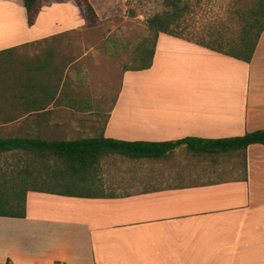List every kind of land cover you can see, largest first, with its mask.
<instances>
[{
	"label": "crops",
	"instance_id": "1",
	"mask_svg": "<svg viewBox=\"0 0 264 264\" xmlns=\"http://www.w3.org/2000/svg\"><path fill=\"white\" fill-rule=\"evenodd\" d=\"M87 2L94 21L125 17V0ZM87 20L74 0H41L28 26L22 0H0V137L164 143L264 130V31L248 63L159 33L150 67L120 72L108 38L79 36ZM94 179L97 191L26 192L24 218L0 217V264H264L263 145L108 154Z\"/></svg>",
	"mask_w": 264,
	"mask_h": 264
},
{
	"label": "trees",
	"instance_id": "2",
	"mask_svg": "<svg viewBox=\"0 0 264 264\" xmlns=\"http://www.w3.org/2000/svg\"><path fill=\"white\" fill-rule=\"evenodd\" d=\"M83 10L87 18L94 19V13L87 0H74ZM165 11L146 19V27L151 34L150 52L147 49L148 41L143 40L136 48L140 54L139 66L124 68L123 70H142L151 65L154 45L159 33L183 38L173 27L187 12V4L183 0H161ZM26 12L28 26L33 25L40 10L41 0H22ZM240 31L237 37L229 42L203 45L214 52L221 53L236 60L250 62L261 33L264 31V0H250L248 10H238ZM185 39V38H183ZM140 47V48H139ZM145 47V53L143 52ZM185 144L194 152L212 154L233 150H244L251 144L264 146V130H257L243 136L219 139L202 140L186 138L179 141L164 143L124 142L103 139L102 136L91 139L70 141H44L28 138H1L0 155L22 152L33 157L37 163L34 173L25 176H4L0 180V217H25V195L28 191L44 193L71 194L59 187L65 184L78 182L87 183L88 175H94L99 159L108 154H117L130 159L161 158L176 147ZM52 168H54L52 170ZM94 177V176H93ZM93 179V178H92ZM48 184L47 187L41 184ZM59 189V190H57ZM4 264H8V261Z\"/></svg>",
	"mask_w": 264,
	"mask_h": 264
},
{
	"label": "rangeland",
	"instance_id": "3",
	"mask_svg": "<svg viewBox=\"0 0 264 264\" xmlns=\"http://www.w3.org/2000/svg\"><path fill=\"white\" fill-rule=\"evenodd\" d=\"M183 2L187 4V12L179 19L173 29L186 40L208 46L212 42L213 45L215 43L223 44L235 39L240 31L241 24L237 12L238 10L247 11L250 7V0H183ZM124 4L126 7L124 18L116 17L103 23L87 18V26L79 35L88 40L108 38L112 46H117L119 57L115 62L120 72L124 68L139 66L140 54L136 52V48L142 44L144 39L148 41L147 49L150 46L151 34L146 27V19L165 11L161 0H125ZM120 72L119 74L113 73L112 78H108H111L109 83L111 87L114 88L120 82ZM113 97L112 92L110 99L113 100ZM104 114L105 110H98L96 115L99 120L96 121H104ZM134 119L139 118L126 121H134ZM12 136L14 135L6 134L1 137L9 138ZM24 136L28 137V135ZM57 137L62 138V136ZM107 162L110 161L105 163ZM34 168L38 169L33 157L22 152L0 155V180L3 179L2 176L9 178L16 175L25 176L27 172L34 173ZM93 176L92 174L88 175V178H91L88 180L89 184L75 182L65 184L59 188L73 193L97 191L98 187L90 184L93 183L92 180L95 181ZM48 184L53 185L52 183H45L40 186L47 187Z\"/></svg>",
	"mask_w": 264,
	"mask_h": 264
}]
</instances>
